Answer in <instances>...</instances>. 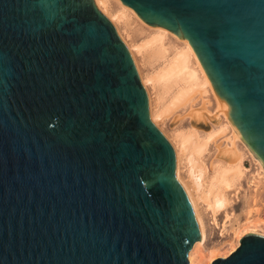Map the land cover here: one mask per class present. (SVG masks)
I'll return each instance as SVG.
<instances>
[{"label":"water","instance_id":"obj_1","mask_svg":"<svg viewBox=\"0 0 264 264\" xmlns=\"http://www.w3.org/2000/svg\"><path fill=\"white\" fill-rule=\"evenodd\" d=\"M121 1L187 39L217 100L192 126L224 112L264 167V0ZM197 240L174 147L96 1L0 0V264H188ZM208 264H264V234Z\"/></svg>","mask_w":264,"mask_h":264},{"label":"rangeland","instance_id":"obj_2","mask_svg":"<svg viewBox=\"0 0 264 264\" xmlns=\"http://www.w3.org/2000/svg\"><path fill=\"white\" fill-rule=\"evenodd\" d=\"M99 8L111 20L132 56L131 49H133L136 61L133 60L139 76L144 75L146 78V75L155 74L160 61L152 49L155 45L150 47V45L152 46L150 40L157 35L158 26L145 22L121 0H101ZM180 40L187 41V39H180L167 30L162 42L167 52L171 54L175 46L185 47V44ZM190 61L197 69L194 58L190 57ZM202 79V74L198 71V84L190 92L189 99L185 103L175 104L171 102L173 96L171 90H165L166 88L158 82L153 84L148 80L141 81L148 94L150 118L174 147L178 180L185 190L183 182L190 190L198 194L195 201L203 223L205 238L198 240L202 241L201 244L196 246L193 244L188 253L191 251L194 261L208 264L214 258L227 256L232 251L233 244L237 242V235L241 237L246 232L264 234V167L246 146L224 112H218L217 123L210 120L205 113L203 114L210 126L208 129L192 126L191 116L185 114L187 111L195 107L203 108L209 112H214L217 109L216 96L209 84L200 83L203 82ZM151 109L154 111L163 110L162 117L153 118ZM177 113L185 115L179 117L173 124H169ZM191 134H197L202 139L204 138L207 144L201 152L189 153L190 151H186V154L180 155V138ZM228 145L236 151L233 159L229 155L222 154V150ZM188 157L191 159L188 160ZM236 164L240 165L235 168ZM224 166L227 169L225 173L229 176L231 183V187L226 190L228 204L224 209L213 211L207 205L205 198L211 197L212 194L209 193V190L214 188L217 181L216 175ZM231 166L233 168H230ZM239 166L242 168H238ZM190 169H194L193 172L200 174L201 187L197 190L194 188L195 186L193 187L192 176L189 177ZM239 170L240 172H238ZM190 202L192 204L191 199ZM188 264H190L189 260Z\"/></svg>","mask_w":264,"mask_h":264},{"label":"bare ground","instance_id":"obj_3","mask_svg":"<svg viewBox=\"0 0 264 264\" xmlns=\"http://www.w3.org/2000/svg\"><path fill=\"white\" fill-rule=\"evenodd\" d=\"M95 1L98 4V6L101 4V0H95ZM156 30H157V32H156L157 35L150 40L152 43V46L150 45V47L152 48L153 45H155L154 48H152V49H154V52L160 61L159 67H158L155 74L146 75V78L144 77V75H141L140 76L141 80H143L145 82H146V80H148L153 84L155 82H158L161 84V86L166 88V89L164 88L165 90H171L173 92V96L171 98L172 104L173 103L174 104L175 103H185L189 99L190 92L198 84V71H199V73L202 74V77H203V79H202L203 82H200V83L207 84V85L208 84L210 85V83H209L206 75L204 74L202 68L200 67V65H199L194 53L192 52L189 44L187 43V41L180 40L181 42H183V44H185V47H179L177 45L174 47L172 53L170 52L171 54H169L167 52V49L163 46V42H162L163 36L165 35V32L167 30L162 28V27H158ZM131 51H132V54L134 56L133 59H135V61H136V57L134 55L133 49H131ZM190 57L194 58L195 63L197 65V69L194 68V65L191 64ZM162 111H161V109L155 110V111L153 109H151V116L155 119L162 117V115H163ZM206 144L207 143L204 140V138L202 139L197 134H193V135L191 134L190 136L181 137L179 140L180 155L182 153L186 154V151L187 152L190 151L189 153H191L193 151L201 152L204 149ZM222 154L229 155L230 158L233 159L234 156L236 155V151L233 149L232 146L228 145V147H226L222 150ZM189 159H191V158L188 157V160ZM238 165H240V164H238ZM238 165L236 164L235 168H237L236 166H238ZM233 166H234V164H233ZM233 166H231L230 168H233ZM227 167H229V166H227ZM240 167L242 168V166H239L238 168H240ZM226 170L227 169H225V166H224L217 173V175H216L217 181L215 182L214 188H211L209 190V193H211L212 195L209 199H208V197L205 198V199H207V201H206L207 205L210 206L213 211L224 209L226 207V205L228 204V199L226 197V190L231 187V183H230L229 176L225 173ZM193 171H194V169H190L191 175H189V177L192 176V180L194 183L193 187L195 186L194 188L197 190V188L201 187L200 181H199L200 180V174H198L197 172H193ZM238 172H240V170ZM183 184H184V186L188 192L189 198L192 201V205L194 207V213L196 215L198 225H199V228L201 231V240H203L205 238L204 227H203V223H202V220L200 218V215L198 213L196 201H195V198L198 196V194L196 192L194 193L192 190H190L189 187L184 182H183ZM239 237H240V235H237V242L233 244L232 250L237 246ZM201 242L202 241L197 240V242L194 243V246L201 244ZM188 260H189L190 264H204L201 262L198 263V262L194 261V258L192 256L191 251L188 253Z\"/></svg>","mask_w":264,"mask_h":264}]
</instances>
